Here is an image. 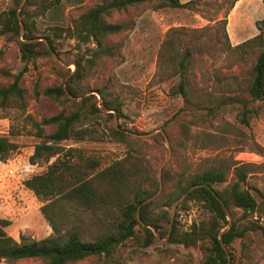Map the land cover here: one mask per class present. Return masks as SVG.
<instances>
[{
	"label": "rangeland",
	"instance_id": "1",
	"mask_svg": "<svg viewBox=\"0 0 264 264\" xmlns=\"http://www.w3.org/2000/svg\"><path fill=\"white\" fill-rule=\"evenodd\" d=\"M99 1L60 0L57 5L43 10L41 0H29L28 7L35 15L38 35L42 36L39 38H55L60 62L51 54L29 63L21 78V85L27 92L23 104L11 101L0 105V135H8L19 145L7 160L0 161V218L10 220L5 230L16 240L39 239L52 232L40 211L41 200L24 185L31 175L46 170L45 164L29 163L33 147L40 139L34 135V127L25 115L30 114L39 120L58 112L61 107L44 96L35 99L32 88L36 81L40 86L60 84L62 75L58 73V65L74 70V40L65 38V33L56 38V28L70 25L84 10ZM229 1L201 0L197 12L170 7L153 10L152 1L114 14L110 21L125 24L119 34L108 39L109 44L116 45L115 55L97 61L87 84L98 101L97 90L107 86L112 96L119 97L123 116L116 121L114 113V117H106L105 108H101L100 114L82 122L96 129V139L62 143L76 147L84 157L97 160L96 171L127 154L138 156L143 162L139 181L152 186L156 180L155 194L161 184L158 194L151 200L168 201L178 178L185 179L210 167L227 170V181L215 184L216 189L223 190L235 180L229 169L233 165L246 172L242 186L259 201L264 192V102H250L253 111L243 117L240 100L249 99L247 88L253 77V65L264 48V8L262 0H238L228 9L223 25L220 20ZM12 4V0H0V13ZM173 26L189 28L180 31L175 38L182 54L185 48L190 51L183 75L171 74L175 66L167 56L156 67L161 42L167 29ZM202 27L205 28L192 30ZM258 27L262 31L261 46L229 47L258 34ZM0 51V70L16 74L23 69L25 64L20 59L16 39L9 34H0ZM180 80L185 83L186 97L177 92ZM11 81V77L0 73V87ZM181 123L187 127L181 128ZM118 126L136 134L153 133L145 136L130 134L131 137L118 140L111 134V130ZM53 128L47 126L45 130L49 132ZM10 129L14 134H9ZM160 129L165 132L168 144ZM185 196L163 207L170 219L173 215L166 226L168 230L175 217L180 229L189 230L193 223L209 216V211L196 201H188L185 207H180ZM59 204L57 208H62L63 214L59 222L61 226L76 224L87 240L107 233L114 227L112 222L120 219V213L115 209L96 210L80 204ZM231 212L233 216L228 215L231 221L232 217L241 216L242 225L257 219L263 226V221L256 216L244 218L240 209ZM135 231L137 236L127 239L110 257L92 255L69 264L202 263L204 255L199 246L169 243L166 236H160L155 230L156 239L150 245L142 246V230L136 226ZM205 244L209 245V242L205 240ZM225 248L229 264H264V231L257 227L249 230ZM0 264L44 263L33 257L7 263L0 261Z\"/></svg>",
	"mask_w": 264,
	"mask_h": 264
},
{
	"label": "trees",
	"instance_id": "2",
	"mask_svg": "<svg viewBox=\"0 0 264 264\" xmlns=\"http://www.w3.org/2000/svg\"><path fill=\"white\" fill-rule=\"evenodd\" d=\"M12 1V6L0 13V34H9L16 39L20 59L25 66L16 74L0 70L1 74L12 78L11 82L0 87L1 106L11 101L23 104L27 92L21 85V78L29 63L33 64L38 57L50 56L49 47L59 55L54 45L55 38L45 36L49 47L42 40H33L42 36L38 35L35 15L28 7L29 0L21 8L18 7L21 0ZM152 1L153 10L170 7L197 12L201 0H101L84 10L70 25L57 26L56 38L65 33V38L74 40L72 61L75 68L71 71L69 68L58 65L57 69L62 75V82L57 85L40 86L36 81L32 93L35 99L44 96L56 101L61 109L52 115L42 116L39 120L34 119L30 114L25 115L34 127V135L40 139L33 147L28 158L29 163L45 164L46 170L31 175L24 181V185L41 200L40 211L52 232L39 239L16 240L5 230L10 225V220L0 218V261L7 263L36 257L44 264H69L92 255L107 258L127 239L137 236L135 228L138 226L143 233L142 246H148L156 239L151 229L153 227L160 236H166L169 243H178L185 247L199 246L204 255L201 264H228L229 258L225 247L256 227L264 231V192L260 195L261 199L257 201L242 186L246 172L239 166L229 167L235 180L228 183L223 190L216 189L215 184L227 181V170L210 167L185 179L178 178L168 195V201L158 202L159 200L155 199L144 202L155 194L158 183L155 180L151 186L139 181L143 162L138 156L127 154L96 171L99 165L97 160L84 157L76 147L62 143L67 140L96 139L94 136L96 129L82 122L100 114L101 108L115 111L117 119L123 116L119 97L112 96L107 86H103L97 90L100 97L98 101L97 96L90 93L87 80L93 74L100 58L115 55L116 45L109 44L108 39L119 34L125 24L109 19L114 14L127 12L131 7ZM237 1H229L220 20L223 25L226 24L228 9H231ZM59 2L60 0H41L40 7L47 10ZM262 4L264 8V0ZM20 21L24 26L22 33H20ZM204 28L192 30L199 31ZM187 30L189 28L184 26H173L167 29L158 51L157 68L161 59L167 56L175 66L171 74L185 73L190 51L185 48L182 54L176 46L175 38L180 31ZM259 30L260 32L255 36L229 47L235 49L261 46L263 39L262 31L260 28ZM177 87V92L182 97H186L187 91L183 80L179 81ZM247 93L249 99L240 100L243 117L253 111V108L249 106L250 102H264V48L256 56L253 77L248 85ZM69 94L75 98H70ZM78 97L81 99H77ZM209 110L214 111L211 108ZM104 114L106 117H114L111 112ZM47 126L54 128L47 132L45 130ZM180 127L186 128L187 125L181 123ZM11 129L9 134H14ZM127 131L130 130L118 126L111 130V134L116 139L123 140L131 137ZM18 147V143L11 140L8 135H0V161L7 160ZM52 158L54 159L51 160ZM192 186L195 187L190 189ZM184 193L186 196L180 203V207H185L188 201H196L209 211V216L198 223H193L189 230L180 229L175 217L168 230L166 226L170 224V217L163 207L171 205ZM60 202L80 204L96 210L115 209L120 213V219L112 222L114 227L107 233L87 240L76 224L61 226L59 222L63 216L62 208H57ZM233 209H240L244 218L247 215L256 216L263 221V226L258 224L257 219L242 225L243 217H232L231 225L222 233L223 247L218 240V234L228 224L229 213L233 216L231 212ZM205 240L209 242V245H203Z\"/></svg>",
	"mask_w": 264,
	"mask_h": 264
},
{
	"label": "water",
	"instance_id": "3",
	"mask_svg": "<svg viewBox=\"0 0 264 264\" xmlns=\"http://www.w3.org/2000/svg\"><path fill=\"white\" fill-rule=\"evenodd\" d=\"M24 3H25V0H22L21 3H20V5H19V8L22 7ZM18 18H19V20H20V16H19V15H18ZM23 31H24V26H23V23L20 21V33H22ZM37 39L44 41V42L47 44V46L49 47V44H48V42H47V40H46L45 38H35V39H33V40H37ZM49 50H50L51 54L54 56V58H55L58 62H60V61H59V57H58V55L55 53V51L52 50L50 47H49ZM65 90H66V89H65ZM69 97H70V98H75L74 96H72V95H70V94H69ZM78 99H81V98H78ZM105 111H106V112H112V113L115 114V111H113V110L105 109ZM115 120L117 121L116 115H115ZM117 128H118V127H117ZM159 131L162 133V135H163V137H164V139H165V141H166V144H168V143H167V136H166L165 132H164L162 129H160ZM127 133H129V134H133V135H136V136H145V135H151L153 132H150V133H148V134H136V133H133V132L127 131ZM160 187H161V184L159 185V190H160ZM194 187H195V186H192L190 189H192V188H194ZM159 190H158V192H159ZM158 192H157L156 194L152 195L151 197L147 198L146 200H144V202L150 201L152 198H154V197L158 194ZM184 195H185V194H183V195L177 200V202H178L179 200H181L182 197H183ZM217 199L221 202V200H220L219 197H217ZM172 217H173V215L171 216L170 221H172ZM138 220H139V218H138ZM230 225H231V220H230V217L228 216V224H227V227L224 228V229H222V230L219 232V234H218V240H219L221 246H223V247H224V243H223V241H222V233H223L224 231H226V230L229 228ZM151 229L154 230L153 227H151ZM154 233H155V231H154ZM155 234H156V233H155ZM228 264H229V261H228Z\"/></svg>",
	"mask_w": 264,
	"mask_h": 264
}]
</instances>
